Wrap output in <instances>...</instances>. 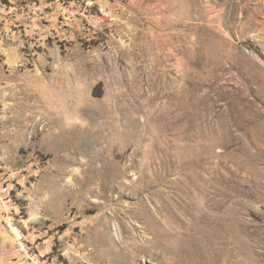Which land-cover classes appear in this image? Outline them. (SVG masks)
<instances>
[{"label": "rangeland", "instance_id": "rangeland-1", "mask_svg": "<svg viewBox=\"0 0 264 264\" xmlns=\"http://www.w3.org/2000/svg\"><path fill=\"white\" fill-rule=\"evenodd\" d=\"M6 185L0 264H264V0H0Z\"/></svg>", "mask_w": 264, "mask_h": 264}, {"label": "built area", "instance_id": "built-area-1", "mask_svg": "<svg viewBox=\"0 0 264 264\" xmlns=\"http://www.w3.org/2000/svg\"><path fill=\"white\" fill-rule=\"evenodd\" d=\"M13 192V188L6 185L0 188V202L3 203L6 207L9 202H12L10 195Z\"/></svg>", "mask_w": 264, "mask_h": 264}, {"label": "bare ground", "instance_id": "bare-ground-1", "mask_svg": "<svg viewBox=\"0 0 264 264\" xmlns=\"http://www.w3.org/2000/svg\"><path fill=\"white\" fill-rule=\"evenodd\" d=\"M79 107H80V109H81V106H79ZM79 111H80V110H79ZM76 117H77V116H76ZM70 119H71V118H69V120H70ZM72 119H74V121H76L78 118L76 119V118L73 116ZM76 123H77V122H76ZM74 125H75V124H74ZM76 126H77V125H76ZM79 126H80V125H79ZM104 136H106V135H104ZM106 140H107V139H106ZM187 185H188V184H187ZM13 230H14L15 233H17V235L19 234L18 231H17L15 228H13Z\"/></svg>", "mask_w": 264, "mask_h": 264}]
</instances>
